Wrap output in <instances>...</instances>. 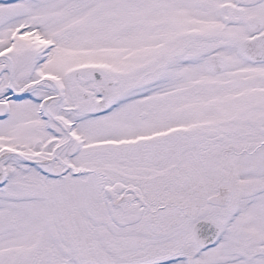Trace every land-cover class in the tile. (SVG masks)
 <instances>
[{
  "label": "snow or ice",
  "instance_id": "obj_1",
  "mask_svg": "<svg viewBox=\"0 0 264 264\" xmlns=\"http://www.w3.org/2000/svg\"><path fill=\"white\" fill-rule=\"evenodd\" d=\"M0 264H264V0H0Z\"/></svg>",
  "mask_w": 264,
  "mask_h": 264
}]
</instances>
